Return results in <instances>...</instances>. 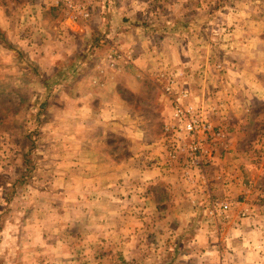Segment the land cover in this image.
Listing matches in <instances>:
<instances>
[{
  "label": "rangeland",
  "instance_id": "1",
  "mask_svg": "<svg viewBox=\"0 0 264 264\" xmlns=\"http://www.w3.org/2000/svg\"><path fill=\"white\" fill-rule=\"evenodd\" d=\"M2 52L0 264H264V0H0Z\"/></svg>",
  "mask_w": 264,
  "mask_h": 264
},
{
  "label": "crops",
  "instance_id": "2",
  "mask_svg": "<svg viewBox=\"0 0 264 264\" xmlns=\"http://www.w3.org/2000/svg\"><path fill=\"white\" fill-rule=\"evenodd\" d=\"M15 47V46H14ZM6 53V52H5ZM4 52H2L1 53V55L0 56H4V57H6L9 53H6L5 54ZM49 57H50V55H49ZM114 76H115V74H113ZM108 83V81L106 82V84ZM103 86H104V84H102ZM115 100H116V102H115ZM112 101V102H111ZM109 105H111V107L110 108H114L113 110H130V104H128V103H126L125 101H123V100H120L119 98H112V99H110V101H109ZM109 108V107H108ZM116 111V112H117ZM83 112H85V111H83ZM80 113H81V111H80ZM91 114H94V110H93V112L91 113ZM88 117V116H87ZM87 118L86 117H83V119H78L77 121H76V124H78V125H80L81 126V128L84 130L85 128H86V126L87 125H91V124H93V125H95L97 122L95 121H93V120H86ZM90 119V118H89ZM85 142V141H84ZM207 251V250H206ZM208 252V251H207Z\"/></svg>",
  "mask_w": 264,
  "mask_h": 264
},
{
  "label": "built area",
  "instance_id": "3",
  "mask_svg": "<svg viewBox=\"0 0 264 264\" xmlns=\"http://www.w3.org/2000/svg\"><path fill=\"white\" fill-rule=\"evenodd\" d=\"M182 111L179 110L178 108L174 110V113L173 115L178 118L180 117ZM185 132L190 135V134H195L196 132V126L192 123V122H189L187 125H185V128H184ZM192 150H197V147L193 146L192 147Z\"/></svg>",
  "mask_w": 264,
  "mask_h": 264
},
{
  "label": "trees",
  "instance_id": "4",
  "mask_svg": "<svg viewBox=\"0 0 264 264\" xmlns=\"http://www.w3.org/2000/svg\"><path fill=\"white\" fill-rule=\"evenodd\" d=\"M47 98V97H46Z\"/></svg>",
  "mask_w": 264,
  "mask_h": 264
}]
</instances>
